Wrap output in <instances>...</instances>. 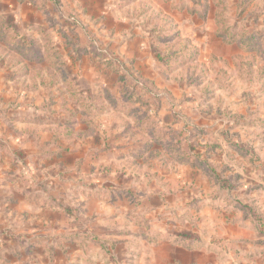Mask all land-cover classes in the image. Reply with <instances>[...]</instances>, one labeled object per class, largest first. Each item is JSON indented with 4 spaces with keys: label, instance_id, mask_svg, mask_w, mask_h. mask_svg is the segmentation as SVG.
Listing matches in <instances>:
<instances>
[{
    "label": "rangeland",
    "instance_id": "rangeland-1",
    "mask_svg": "<svg viewBox=\"0 0 264 264\" xmlns=\"http://www.w3.org/2000/svg\"><path fill=\"white\" fill-rule=\"evenodd\" d=\"M0 35L8 263L238 264L264 237V0H13Z\"/></svg>",
    "mask_w": 264,
    "mask_h": 264
},
{
    "label": "crops",
    "instance_id": "crops-1",
    "mask_svg": "<svg viewBox=\"0 0 264 264\" xmlns=\"http://www.w3.org/2000/svg\"><path fill=\"white\" fill-rule=\"evenodd\" d=\"M6 3L11 4L13 3V0H0V4H6ZM69 240H72V239H69ZM237 241H238V245L237 246L233 245V248L235 247V249L238 251V254H239L238 259L240 260H238L239 262L238 264H244V261L246 262L251 261V264H264V237H255V236L251 237V244L243 242L244 241L243 239L237 238ZM58 243L59 241L54 242L55 246L51 245L50 248H48L46 245L45 239L40 238L32 242L29 241L28 246L25 245V242H17L19 246H17L16 249L20 250L21 248L26 247L28 249L27 251L30 253L32 249L34 248H41V249L47 248L48 250L51 251L53 250L54 247L55 249H58L57 247ZM246 244H248L249 247H245ZM0 246H1V243H0ZM2 249L3 250L0 253V264H10L2 255L3 253L8 252V248L3 247ZM181 251L184 252V254L188 256H189V253H192L190 250L188 251L185 249H182ZM231 257H233V254L231 255ZM169 258L172 264H192L190 260H189L190 263L189 261L188 263L181 262V260L177 257V254H175V252L173 254H170ZM233 264H236V263L234 262ZM245 264H248V263H245Z\"/></svg>",
    "mask_w": 264,
    "mask_h": 264
},
{
    "label": "trees",
    "instance_id": "trees-1",
    "mask_svg": "<svg viewBox=\"0 0 264 264\" xmlns=\"http://www.w3.org/2000/svg\"><path fill=\"white\" fill-rule=\"evenodd\" d=\"M0 37H1V39H2L3 36L0 35ZM11 41L13 42V44H16V40H12V37H11ZM15 50L18 51V52H20V53H22V54L24 53L22 50H19V49H17V48H15ZM201 163H202V165H203V167H204L205 169L208 168V166H204V165H205V162H201Z\"/></svg>",
    "mask_w": 264,
    "mask_h": 264
}]
</instances>
